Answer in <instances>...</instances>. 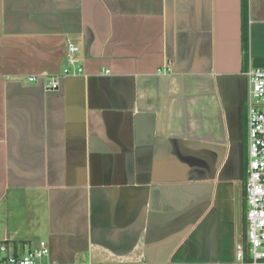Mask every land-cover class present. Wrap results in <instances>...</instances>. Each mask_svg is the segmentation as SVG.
Segmentation results:
<instances>
[{"label": "crops", "instance_id": "1", "mask_svg": "<svg viewBox=\"0 0 264 264\" xmlns=\"http://www.w3.org/2000/svg\"><path fill=\"white\" fill-rule=\"evenodd\" d=\"M241 1L0 0V244L43 240L41 264H236ZM246 6L252 59L264 0ZM68 43L81 73L62 72Z\"/></svg>", "mask_w": 264, "mask_h": 264}, {"label": "built area", "instance_id": "2", "mask_svg": "<svg viewBox=\"0 0 264 264\" xmlns=\"http://www.w3.org/2000/svg\"><path fill=\"white\" fill-rule=\"evenodd\" d=\"M66 66L63 74L81 73L74 54L78 47L67 44ZM169 68H166L168 71ZM243 74L247 81L245 98V131L247 146V167L244 181L245 235L234 244L236 264H264V66L254 65L248 59ZM29 80H34L30 77ZM58 82L51 79L50 88H57ZM49 248L43 240L38 246L24 252H14L0 244V264H41ZM82 264H94L91 261Z\"/></svg>", "mask_w": 264, "mask_h": 264}, {"label": "trees", "instance_id": "3", "mask_svg": "<svg viewBox=\"0 0 264 264\" xmlns=\"http://www.w3.org/2000/svg\"><path fill=\"white\" fill-rule=\"evenodd\" d=\"M241 12H242V25H241V52L243 58V68H246L247 61H248V30L246 25V0L241 1ZM245 123V119H244ZM246 133V131H245ZM246 135V134H245ZM246 139V137H245ZM246 141V140H245ZM247 150V146H246ZM245 150V164L247 167V151ZM245 167V168H246ZM243 193H244V186H243Z\"/></svg>", "mask_w": 264, "mask_h": 264}, {"label": "flooded vegetation", "instance_id": "4", "mask_svg": "<svg viewBox=\"0 0 264 264\" xmlns=\"http://www.w3.org/2000/svg\"><path fill=\"white\" fill-rule=\"evenodd\" d=\"M243 121V130L241 132V141H242V152L240 154L239 162H238V174L240 178V182L242 186H244L245 181V172H246V164H245V150H246V141H245V126ZM247 159V158H246Z\"/></svg>", "mask_w": 264, "mask_h": 264}, {"label": "rangeland", "instance_id": "5", "mask_svg": "<svg viewBox=\"0 0 264 264\" xmlns=\"http://www.w3.org/2000/svg\"><path fill=\"white\" fill-rule=\"evenodd\" d=\"M255 47V45H253V47H250L249 48V51H250V54L252 55V59L251 60H253V62H254V58H256V54L257 53H264V49H256V47ZM238 195H237V197H236V204H237V207H240V203H241V191L238 189ZM44 261L45 260V258H43V259H41L40 261Z\"/></svg>", "mask_w": 264, "mask_h": 264}]
</instances>
